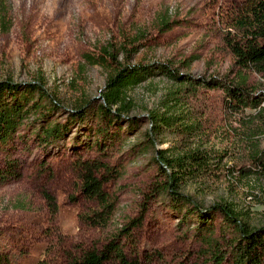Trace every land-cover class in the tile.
<instances>
[{
    "label": "rangeland",
    "instance_id": "rangeland-1",
    "mask_svg": "<svg viewBox=\"0 0 264 264\" xmlns=\"http://www.w3.org/2000/svg\"><path fill=\"white\" fill-rule=\"evenodd\" d=\"M239 0H0V81L26 84L44 83V89L58 102L56 108L30 117L20 129L23 137L0 150V171L8 160H17L21 177L0 183V252L11 256L12 264H66V254H80L99 248L115 231L141 214L146 207L141 229L133 233L140 264L201 263L202 248L195 236V218L185 223L174 212L166 196L153 194L162 180L156 162L157 150L176 147L174 137L163 133L152 146L145 132L151 128L149 112L163 99L168 83L163 78L142 83L129 92L135 108L129 118L137 124L129 127L124 118L121 130L107 151L100 154L95 140L94 109L101 103L107 76L99 66L84 62L85 53L97 54L109 41L121 42L136 32L143 34L134 45L136 52L121 63H180L195 57L182 73L195 77H219L237 81L234 58L219 46L216 29L231 16ZM179 22L169 32H161L159 21ZM129 51L130 48H128ZM248 87L264 91V78L250 73ZM216 95V94H213ZM86 104L82 120L71 121L72 111ZM45 101L44 107L50 106ZM254 111L248 110L247 114ZM47 122L68 124L69 130L59 141L45 145L32 130ZM212 134L204 148L222 152V165L234 171L244 162L234 130L238 124L215 115ZM115 128L110 129V133ZM235 131V132H234ZM111 141V140H110ZM95 160L107 163L118 178L104 186L115 202L114 213L105 226L86 217L97 204L85 198L79 189L76 161ZM43 192L56 202L51 217ZM181 192L203 209L215 204H232L249 225L264 224V179L233 176L189 181ZM150 195H153L149 197ZM222 223L215 214V225ZM218 235V234H216ZM229 235V232L227 233ZM129 248V246H127ZM209 264V263H208Z\"/></svg>",
    "mask_w": 264,
    "mask_h": 264
},
{
    "label": "trees",
    "instance_id": "trees-1",
    "mask_svg": "<svg viewBox=\"0 0 264 264\" xmlns=\"http://www.w3.org/2000/svg\"><path fill=\"white\" fill-rule=\"evenodd\" d=\"M239 1L222 29H216L220 48L234 58L238 72L236 82L182 73L181 68L187 69L195 57L180 63L182 67L170 61L121 63L120 55L128 61L136 52L131 45L142 40L140 32L131 38L123 37L119 43L107 42L98 48L97 54L82 56L86 64L99 66L107 76L101 103L93 112L96 132L101 135L100 141L95 140L100 154L107 151L106 142L117 139L120 121L126 118L129 127L137 124L136 118L128 117L135 108L129 92L159 77L170 83L163 99L149 112L151 128L145 135L152 146L154 139L163 133L174 137L177 145L157 150L156 162L162 180L152 192L168 198L171 209L181 215L180 222L185 223L189 216H194V233L202 247L199 250L202 261L193 264H264V224L259 227L249 225L232 204H215L203 209L181 192V187L189 181L233 176V172L241 179H264V91L256 92L247 85L250 73L264 78V0ZM178 25L179 22L164 18L159 21L158 28L161 32H169ZM45 101L51 105L44 107ZM57 106V100L46 92L42 80L26 84L8 79L0 81V150L23 137L20 129L31 116L43 119L44 114ZM85 107L86 104L72 111L70 119H74L73 123L84 119ZM248 110L254 113L247 114ZM215 115L238 124L239 130H234L240 132L236 135L237 143L245 159L234 167V171L222 165L226 154L204 148L214 130ZM111 128H115L112 133ZM68 130V124L47 122L38 130H32L31 134L34 133L37 141L48 145L61 140ZM76 164L82 195L97 204V209L86 218L105 226L114 213L115 202L104 191V186L117 179L118 173L99 159H77ZM20 177L17 160H8L0 171V183ZM43 196L53 217L57 211L55 199L47 192H43ZM146 209L143 207L140 215L122 225L99 248L91 247L78 255L67 253L66 264H140L133 233L141 229ZM215 214L222 219L218 228ZM0 264H12L11 256L0 252ZM35 264L47 263L39 259Z\"/></svg>",
    "mask_w": 264,
    "mask_h": 264
}]
</instances>
